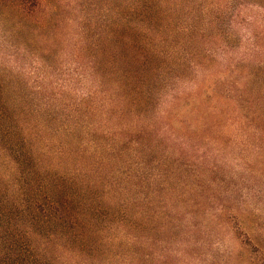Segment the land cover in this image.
Segmentation results:
<instances>
[{"label": "rangeland", "instance_id": "374dc122", "mask_svg": "<svg viewBox=\"0 0 264 264\" xmlns=\"http://www.w3.org/2000/svg\"><path fill=\"white\" fill-rule=\"evenodd\" d=\"M6 2L0 102L12 116L0 114V264H264L252 245L264 251V77L251 92L263 118L255 125L209 95L248 44L233 0H157L163 26L150 41L168 65L154 111L182 98L171 123L158 121L174 133L161 139L125 133L136 121L119 116L117 78L91 65L100 62L91 47L106 60L116 29L134 19V0H43L33 20ZM58 182L108 207L111 222L96 216L70 231L47 221L36 198Z\"/></svg>", "mask_w": 264, "mask_h": 264}, {"label": "trees", "instance_id": "16d2710c", "mask_svg": "<svg viewBox=\"0 0 264 264\" xmlns=\"http://www.w3.org/2000/svg\"><path fill=\"white\" fill-rule=\"evenodd\" d=\"M233 2V15L236 22L241 20L248 29V44L243 56L237 60L235 66H230L225 72L227 74L217 76L210 82L209 95L210 98L218 97L227 108L231 105L241 108L240 115L242 114V116L240 117L255 125L258 120L263 119L259 118V115L257 116L255 110L251 111L254 103L251 92L256 83L264 77V0H243L241 4L239 0H233ZM42 4L43 0H7L6 2V5L19 16V19L31 18L32 20L36 19ZM242 7H247L250 10V13L244 14L243 17H241ZM129 13L134 16L136 21L134 19L127 20L116 29L112 45L103 53L105 57L107 56L106 60L102 57L98 45L95 44L91 47V52L95 50L100 58V62L92 60L91 65H98L99 69L106 66L107 70L115 74L118 87L116 98L113 101L118 102L119 116L122 118L130 116L132 121H136L134 125L125 130V133L131 136L141 135L152 139H161L169 133H174L172 127L158 125V121L171 123L174 117L179 115L174 106L182 98L173 96L169 108L158 113L154 111L157 110L154 107V102L157 99L156 87L163 75V70L168 65L167 55L161 43L151 44L150 41L151 27L160 29L163 26L157 23L162 18L160 8L157 0H134ZM0 95L3 99L2 93ZM2 99L0 114L9 118L10 115L12 116L11 110ZM210 110L211 113L221 117L227 114L228 109ZM139 122L147 124L140 125ZM216 123L220 122L217 120ZM28 159H32V156ZM48 191L50 194H46L42 201L36 198L35 208L45 212L48 217L47 221H54L61 229L74 231L84 228L85 230L88 223L96 216L104 217L108 222H111L114 216L113 212L103 204L89 205L88 196L83 192L76 191L77 193L74 192L71 195L66 193L63 185L59 182ZM73 202H79L82 208L74 206ZM116 212L122 214V222L128 223L131 219L124 205ZM229 217L234 220V229L238 232L241 231L237 216L230 215ZM248 241L251 240L248 239ZM251 244V242L248 243V245ZM252 245L255 248L254 255L264 258V251L257 249L256 245Z\"/></svg>", "mask_w": 264, "mask_h": 264}]
</instances>
